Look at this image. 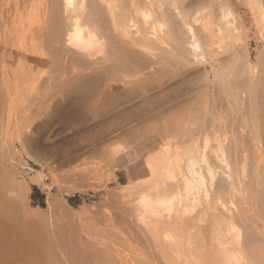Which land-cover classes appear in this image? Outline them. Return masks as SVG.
I'll list each match as a JSON object with an SVG mask.
<instances>
[{"label":"bare ground","instance_id":"1","mask_svg":"<svg viewBox=\"0 0 264 264\" xmlns=\"http://www.w3.org/2000/svg\"><path fill=\"white\" fill-rule=\"evenodd\" d=\"M252 40L262 44L255 65ZM263 51L264 0H0V156L14 121L30 130L72 99L112 127L102 137L166 118L145 179L111 194L126 207L125 239L22 249L1 189L0 264H264ZM198 67L177 95L165 91ZM37 100L43 113L31 117Z\"/></svg>","mask_w":264,"mask_h":264},{"label":"rangeland","instance_id":"2","mask_svg":"<svg viewBox=\"0 0 264 264\" xmlns=\"http://www.w3.org/2000/svg\"><path fill=\"white\" fill-rule=\"evenodd\" d=\"M233 14L227 16V20L229 19L231 23L234 19ZM258 42L250 41L251 65L256 64V59L262 51V44ZM200 68L185 72V78L178 76L167 85L165 91H169L168 94L171 96L177 95L183 88L185 80L191 79L194 74H200L202 70ZM156 96L160 95L157 93ZM77 99L61 102L59 109L51 110L49 117L44 119L43 114L37 118L35 113V111L43 113L41 111L43 106L40 107L37 100V103L34 102L35 104L30 107L31 117L36 115L32 118L33 126H30V130L25 129L27 122H22L23 116L9 127L10 132L16 135H11L13 137L10 139L8 152L0 156V190L2 189L4 196H8L7 198L14 204L13 214H16L13 215L15 217H11L12 220L8 221V224L12 222L13 233L22 249L23 246L29 250L49 248L67 238L71 239V236L77 239L91 235L105 240L114 236L111 238L112 241L116 240L113 234L123 236L126 227H118L122 226V221L125 219L126 207L121 205L120 200H112L111 194L119 190L123 184H129L136 178L139 181L144 180L146 174L141 169L146 154L150 150H156L162 143V139L157 134L166 127L164 123L166 118L157 120L151 117L142 120L131 130L129 129L136 135L131 133L130 136L126 133L120 136L102 137L101 134H107L112 127L102 120L90 121V116L85 114L84 110L76 111V106L80 102ZM118 147L122 149L121 152L115 150ZM113 149L116 152L110 159L109 155ZM121 160L124 161L122 166ZM95 166L100 170L92 171ZM72 169L83 171L86 176L78 174L67 177ZM38 176L41 177L40 180L36 182L32 180L33 177ZM20 185L27 187V191L23 194L18 187ZM53 199H58L60 202L49 209L47 201ZM119 238L122 240L125 236L118 237L117 240ZM126 245L129 250L137 247ZM120 248L123 249L121 246ZM129 250L125 253H129Z\"/></svg>","mask_w":264,"mask_h":264},{"label":"crops","instance_id":"3","mask_svg":"<svg viewBox=\"0 0 264 264\" xmlns=\"http://www.w3.org/2000/svg\"><path fill=\"white\" fill-rule=\"evenodd\" d=\"M141 171H143V172H144V170H142V169H141ZM144 173H145V172H144ZM130 175L132 176V172H130Z\"/></svg>","mask_w":264,"mask_h":264}]
</instances>
